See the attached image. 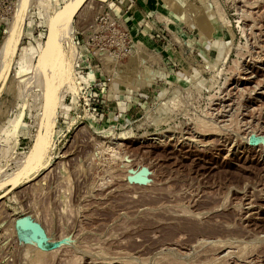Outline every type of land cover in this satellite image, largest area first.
<instances>
[{
  "label": "rangeland",
  "instance_id": "rangeland-1",
  "mask_svg": "<svg viewBox=\"0 0 264 264\" xmlns=\"http://www.w3.org/2000/svg\"><path fill=\"white\" fill-rule=\"evenodd\" d=\"M12 57L0 264H264V0H0Z\"/></svg>",
  "mask_w": 264,
  "mask_h": 264
},
{
  "label": "water",
  "instance_id": "water-1",
  "mask_svg": "<svg viewBox=\"0 0 264 264\" xmlns=\"http://www.w3.org/2000/svg\"><path fill=\"white\" fill-rule=\"evenodd\" d=\"M54 18H55V15H53L52 21L50 22L48 33H50V31L55 28V20H54ZM14 66H15V59H14V57H12L11 60H10V62H9V64H8V66H7V69L5 71L4 77L2 78V81H1V84H0V93L3 92L6 89L7 84H8V82H9L11 76H12ZM45 121H46V114L43 115L42 121H41V124H40V127H39L38 151H40L41 150V147H42L43 134H44V128H45ZM30 162H31V160L22 169V171H21V173L19 175L18 182L12 184L6 191H4L3 193L0 194V200L5 199L6 196L19 184V182L21 181L22 176L26 172V170H27ZM142 173H143V171L140 170L136 174L131 175L130 176V180H137L138 178L139 179L140 178L142 179L143 178L142 177ZM16 223H17V225H22V226L30 227L31 229H33V231L35 232V234H39V233L42 234V232L44 230H45V232H47L46 229L42 226V224H40L36 220L30 219V218L25 217V216L24 217H17ZM33 238L38 243V245L40 247H42L39 244V240H38L39 238H37L35 235L33 236Z\"/></svg>",
  "mask_w": 264,
  "mask_h": 264
},
{
  "label": "trees",
  "instance_id": "trees-1",
  "mask_svg": "<svg viewBox=\"0 0 264 264\" xmlns=\"http://www.w3.org/2000/svg\"><path fill=\"white\" fill-rule=\"evenodd\" d=\"M38 240H39V244H40L43 248H47V246L50 245V244H48V243H45V241H41L40 239H38Z\"/></svg>",
  "mask_w": 264,
  "mask_h": 264
},
{
  "label": "bare ground",
  "instance_id": "bare-ground-1",
  "mask_svg": "<svg viewBox=\"0 0 264 264\" xmlns=\"http://www.w3.org/2000/svg\"><path fill=\"white\" fill-rule=\"evenodd\" d=\"M128 138H131L129 136H126V133L123 134V137L121 139H128Z\"/></svg>",
  "mask_w": 264,
  "mask_h": 264
}]
</instances>
